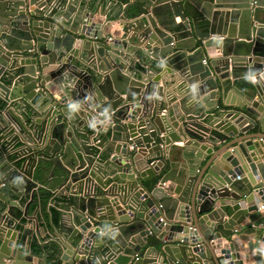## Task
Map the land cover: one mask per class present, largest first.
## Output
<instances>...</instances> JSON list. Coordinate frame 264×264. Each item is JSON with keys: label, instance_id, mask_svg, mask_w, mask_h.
<instances>
[{"label": "water", "instance_id": "water-1", "mask_svg": "<svg viewBox=\"0 0 264 264\" xmlns=\"http://www.w3.org/2000/svg\"><path fill=\"white\" fill-rule=\"evenodd\" d=\"M261 148L264 0H0V264H264Z\"/></svg>", "mask_w": 264, "mask_h": 264}, {"label": "crops", "instance_id": "crops-1", "mask_svg": "<svg viewBox=\"0 0 264 264\" xmlns=\"http://www.w3.org/2000/svg\"><path fill=\"white\" fill-rule=\"evenodd\" d=\"M121 29V28H120ZM119 29V30H120ZM115 31V30H113ZM121 31V30H120ZM118 32V31H117ZM185 79V78H184ZM240 79L242 80H248L249 77H241L240 76ZM182 78L180 79V81H178L177 83H175L172 87V89L176 88L179 83L182 82ZM177 94V92L175 93V95ZM177 103V107L173 108V110L171 112L169 111H164V113L170 115V118L168 117V119H170V121L175 124V125H178L179 127H177V131L179 132L178 128L179 129H185V128H197V127H201V126H208L204 121H201L197 118L196 114H194V110H190L188 108L186 109H183V105H182V102L180 100V98L178 97L177 98V102H175L173 105H175ZM191 125H193L194 127H192ZM179 134V133H178ZM219 134V132L213 127L211 126L207 136L211 137L213 135H217ZM183 140H179V142H176L174 145L177 146V147H183L184 144H185V139L184 137H182ZM259 152V151H258ZM259 161L264 164V148H261L260 149V152H259ZM58 200V197L55 198ZM14 203H17V201H14ZM255 203H261L259 201V199H256ZM262 205V204H261ZM36 206L35 207H32L31 208V211H30V217L33 218V220L31 221V219H27L24 214H23V210L24 208L22 206H19V209H21L22 213H19V220H16V223L18 224H21V225H26V227L28 228H35V227H38L40 226V231H41V236H42V239L45 241V245L48 247L49 246V243H51L50 240L51 238H53V233L51 232V230H46L45 232V225L49 222V215H48V211L49 209L47 208H43V210H35ZM264 213V211H263ZM21 225H19V228H22ZM51 237V238H50ZM121 255V254H120ZM116 257V256H115ZM117 258V257H116ZM120 262H125L127 261V259L123 258L122 256L118 259ZM38 261L42 262V263H45V259H39L38 258ZM50 262V260H49Z\"/></svg>", "mask_w": 264, "mask_h": 264}, {"label": "built area", "instance_id": "built-area-1", "mask_svg": "<svg viewBox=\"0 0 264 264\" xmlns=\"http://www.w3.org/2000/svg\"><path fill=\"white\" fill-rule=\"evenodd\" d=\"M192 127H194L193 125H191ZM189 129H192V130H196V131H199V132H202L198 127L197 128H189ZM132 149H134L133 147H132ZM238 179H240V178H238ZM261 211H264V206L263 205H260V208H259Z\"/></svg>", "mask_w": 264, "mask_h": 264}]
</instances>
